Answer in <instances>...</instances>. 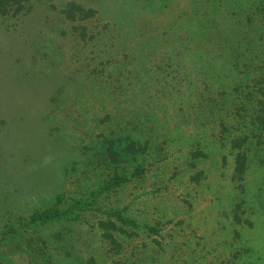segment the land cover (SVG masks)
<instances>
[{
    "label": "rangeland",
    "instance_id": "374dc122",
    "mask_svg": "<svg viewBox=\"0 0 264 264\" xmlns=\"http://www.w3.org/2000/svg\"><path fill=\"white\" fill-rule=\"evenodd\" d=\"M14 1L0 264H264V0Z\"/></svg>",
    "mask_w": 264,
    "mask_h": 264
},
{
    "label": "trees",
    "instance_id": "16d2710c",
    "mask_svg": "<svg viewBox=\"0 0 264 264\" xmlns=\"http://www.w3.org/2000/svg\"><path fill=\"white\" fill-rule=\"evenodd\" d=\"M11 0H0V14L3 15L4 13H6V9L10 7V2ZM14 1V0H12ZM15 2V1H14ZM263 108V113H264V104L262 106ZM263 119H264V114H263ZM237 164L240 166V162L237 160ZM49 211L45 210L42 211L40 214H38V216H43L44 218H46L49 213Z\"/></svg>",
    "mask_w": 264,
    "mask_h": 264
}]
</instances>
